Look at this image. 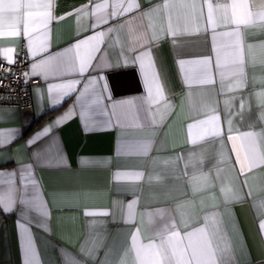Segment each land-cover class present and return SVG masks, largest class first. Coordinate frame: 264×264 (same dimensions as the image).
<instances>
[{"label":"crops","instance_id":"1","mask_svg":"<svg viewBox=\"0 0 264 264\" xmlns=\"http://www.w3.org/2000/svg\"><path fill=\"white\" fill-rule=\"evenodd\" d=\"M31 2L50 5L28 10L31 45L22 23L0 36L38 80L29 107L0 106V264H136L137 230L138 245L178 232L207 264H264V0Z\"/></svg>","mask_w":264,"mask_h":264},{"label":"snow or ice","instance_id":"2","mask_svg":"<svg viewBox=\"0 0 264 264\" xmlns=\"http://www.w3.org/2000/svg\"><path fill=\"white\" fill-rule=\"evenodd\" d=\"M163 6L167 8L168 7L167 2H165ZM39 7L48 8L50 7V5L34 4L31 2V0H0V26L7 28L6 32L0 31V36L15 37L17 35H20L21 34L20 25L22 23L23 25L22 34L29 38V45H31L32 28L30 27L29 18L32 16V13L28 10L33 9V8H39ZM97 7H99V5ZM139 7L140 5L136 3V0H130L127 7L124 8V12H130V11H133L134 9H138ZM191 7L195 9L196 8L195 3H193ZM207 7H208V14H207L208 23L212 24L213 28H215L216 22L213 19V5L209 3ZM223 7L225 8L231 7L233 9V13H232L233 23H236L237 25L245 23V21L236 18V12H235V9H237L238 7H245V5H238V4L233 3L232 5H225ZM113 15L115 16L116 13H113ZM260 17L261 19H264V13L260 14ZM50 19H51V13L50 12L44 13V20L42 23V27L46 28L47 23ZM103 22H107V21L105 20ZM227 22L228 20L226 16L225 23ZM168 31H169V34L174 37L177 35V31L172 28L171 20H169ZM103 35H104L103 32L99 33L100 37H103ZM236 35L239 37V31H237ZM96 38H97L96 36H92L84 40H80L74 45V48L78 50L81 47V45H85L89 42V40H93ZM238 44H239V40H238ZM13 52H14V49L11 47L6 48V49H0V56H3L7 60V62L11 64V63H14ZM91 58H92L91 54H89L86 60H82L80 62L79 71L81 73L87 70V67L91 61ZM48 59L51 60L53 58L49 57ZM137 59H141V56H137ZM45 63H48V60H41L37 63H34L32 65V74H37V69H39L41 65ZM185 63H186L185 61L180 62L182 67ZM187 63L203 64L207 66L210 63V58L204 59V60L188 61ZM216 63H217V66H219L218 58H217ZM238 63L239 64L243 63L242 50L238 56ZM141 67L143 68L144 65L141 64ZM149 68H151V65H149ZM25 75L27 76L28 74L26 73ZM75 83L77 82L74 81V82H71L65 85L50 86L49 90L52 91L53 88L73 89V85ZM152 83L155 84L156 91H155V96H153L152 87L149 86V99L152 103H158L159 100L163 99V88L156 80L155 73H153ZM67 118H68V114H65L64 117L58 118L56 123H60L62 122V120L67 119ZM191 127H195V125H191L190 128ZM47 131L48 129L46 128L43 133H38L37 136L34 137L32 141H30V143L34 142L35 139H38L41 135L46 134ZM237 162L241 164V172H243L244 171L243 162L240 160L239 155H237ZM261 162L264 163V159H262ZM117 179H119V174L117 175ZM0 204H3L2 200H0ZM5 211H11V208L5 207ZM260 228L262 231H264V222H261ZM197 231H203V229H197ZM138 234H139V230H137V232L134 233L132 236V247L135 251L136 264H207V262L198 253L197 249L192 247L191 242L189 243L187 248L181 249L179 253L177 252L175 247H172V244H171L172 240L174 238H179L178 232L173 231L167 240H162L160 244L158 245L155 243H150L148 245H138L137 243ZM185 235L190 240L193 233H186ZM144 249H153L154 252L152 254V257H154V259L150 258L147 254H145L143 252ZM189 249L191 250L190 253H189ZM208 249L211 252V242L210 241L208 242Z\"/></svg>","mask_w":264,"mask_h":264},{"label":"built area","instance_id":"3","mask_svg":"<svg viewBox=\"0 0 264 264\" xmlns=\"http://www.w3.org/2000/svg\"><path fill=\"white\" fill-rule=\"evenodd\" d=\"M14 63L0 58V106L24 109L31 105V87L36 79L25 78L30 59L23 52L13 57Z\"/></svg>","mask_w":264,"mask_h":264}]
</instances>
